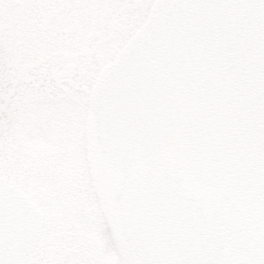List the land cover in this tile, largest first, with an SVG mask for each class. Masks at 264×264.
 <instances>
[{
  "label": "water",
  "instance_id": "1",
  "mask_svg": "<svg viewBox=\"0 0 264 264\" xmlns=\"http://www.w3.org/2000/svg\"><path fill=\"white\" fill-rule=\"evenodd\" d=\"M141 29L89 98L121 239L139 264H264V0H155ZM171 137L208 212L158 160ZM42 222L0 176V264H24Z\"/></svg>",
  "mask_w": 264,
  "mask_h": 264
},
{
  "label": "flooded vegetation",
  "instance_id": "2",
  "mask_svg": "<svg viewBox=\"0 0 264 264\" xmlns=\"http://www.w3.org/2000/svg\"><path fill=\"white\" fill-rule=\"evenodd\" d=\"M153 2L154 0H0V66L2 62L8 61L14 67L9 71H22L24 77H17L15 82L38 94L37 102L50 100L53 104H60L59 113L55 110L45 112L46 107L43 106L38 108L45 115L47 140L85 139L96 142V124L89 111L92 88L106 76V64L117 55L121 47L131 37L140 34L142 23ZM71 125H74L73 130L69 127ZM2 135V139H5L8 134ZM96 153L92 167L95 168L93 182L102 196L101 200H108L113 205L111 196L117 183L116 174L109 171L107 163ZM100 161L101 174L96 169L100 166ZM180 164L185 170L183 163ZM139 167L142 170V163ZM193 184L192 180L186 178L183 185L189 191L196 190L204 196V189ZM108 232L117 239L118 235L113 228ZM53 233L51 230L47 232L48 236ZM72 233L74 235L70 234L69 239L66 240V236L64 241L61 239L65 244L75 239L79 242L72 245L75 260L71 263L100 264L95 260L98 258V251L94 229H78ZM118 241L120 242L119 238ZM120 243L118 246L123 258H120L118 264H128L124 255L126 248ZM45 248L49 249L50 246ZM234 256L238 259L240 257ZM37 261L40 262L37 258L34 264ZM44 261V264L57 262L52 254Z\"/></svg>",
  "mask_w": 264,
  "mask_h": 264
},
{
  "label": "rangeland",
  "instance_id": "3",
  "mask_svg": "<svg viewBox=\"0 0 264 264\" xmlns=\"http://www.w3.org/2000/svg\"><path fill=\"white\" fill-rule=\"evenodd\" d=\"M9 69H14L11 62H2L0 174L23 188L44 213L40 238L35 248L25 256V264H34L37 258L40 260L37 264H44L50 254L55 256V264H72L75 260L72 245L79 242L75 239L65 244L61 239L64 241L66 236L67 240L70 234L74 235L72 232L91 227L97 234L94 240L98 258L95 260L100 264H118L123 258L118 246L120 242L118 236L116 239L108 232L110 228L116 234L118 232L115 207L108 200H101L102 196L93 182L95 168L92 167L97 156L95 142L85 139L47 140L45 115L38 108L43 106L46 107L45 112L55 110L59 113L60 104H53L50 100L37 102L38 94L15 82L17 77H24L23 72ZM69 127L74 129V125ZM4 133L8 135L2 139ZM164 150L171 160L183 163L184 176L200 188L187 169L177 140H170ZM99 165L96 169L101 174V161ZM50 230L54 233L48 236ZM61 233L63 235L59 236ZM49 246V249L45 248ZM124 251L128 264H135L130 253ZM241 264H247L244 257H241Z\"/></svg>",
  "mask_w": 264,
  "mask_h": 264
}]
</instances>
